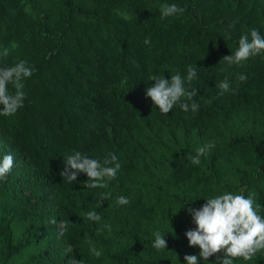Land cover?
Instances as JSON below:
<instances>
[{"label": "trees", "instance_id": "16d2710c", "mask_svg": "<svg viewBox=\"0 0 264 264\" xmlns=\"http://www.w3.org/2000/svg\"><path fill=\"white\" fill-rule=\"evenodd\" d=\"M162 4L185 11L161 19ZM253 28L264 35V0H0V51L9 50L0 67L23 60L35 69L23 80V107L0 115V159L14 157L0 180V264H186L200 252L185 235L195 225L180 224L189 208L225 192L255 193L264 217V52L220 63ZM188 65L198 68L186 83L197 89L198 111L177 104L161 114L146 97L150 77H186ZM238 121L243 129L221 141ZM193 140L215 141L204 165L184 148ZM74 151L101 161L114 153L120 171L106 188H86L83 173L69 183L60 173ZM163 170L172 195L152 184ZM120 196L129 203L118 204ZM91 210L99 222L87 218ZM61 221L69 222L63 236ZM156 232L166 249L153 248ZM234 264H264V251Z\"/></svg>", "mask_w": 264, "mask_h": 264}, {"label": "clouds", "instance_id": "9594fccd", "mask_svg": "<svg viewBox=\"0 0 264 264\" xmlns=\"http://www.w3.org/2000/svg\"><path fill=\"white\" fill-rule=\"evenodd\" d=\"M184 8L176 4H162L160 6L161 19L182 14ZM150 38H145V45L150 44ZM15 47V45H12ZM264 52V35L253 28L248 34L241 35L238 41V48L231 55L222 57L220 63L229 66L240 64L247 61L250 57ZM9 54L7 48L0 51V55L6 57ZM197 67L187 66V75L182 77L178 72L171 74L170 81L163 75H154L150 77L155 83L146 88V97L150 98L153 105L161 114L167 115L177 104L185 113L192 111L195 113L199 109V103L194 99L197 96L196 88L186 87L197 78ZM35 69L27 64L26 61H19L10 67H0V115H14L23 107L25 93L23 80L30 78ZM246 74H238L239 82L247 80ZM12 85L15 89L10 92L8 86ZM217 87L222 95L230 90V84L227 79L220 82ZM215 147V141H209L196 149V155L191 157L193 165L201 163V157ZM14 165V157L11 154L3 155L0 159V180L6 179ZM121 164L114 153H109L102 161L89 158L79 151H74L64 159V168L60 173L63 179L69 183L77 180V177L83 173L88 177L85 187L88 189L106 188L108 181L114 179L120 171ZM110 195V194H109ZM255 193L245 197L242 194H233L225 192L212 198L206 199L200 208H189L188 213L192 217L195 225L194 229H189L185 235L190 247L200 249L199 257L197 255H185L186 264H199L200 260L208 261L210 257L217 256L216 264H234V260L242 258L245 261L252 258L259 252L264 251V217L258 213L261 208L255 200ZM120 205H126L129 200L120 196L116 201ZM102 201L98 202L96 207H101ZM87 218L99 222L101 216L95 211L87 212ZM53 225L57 221L50 220ZM68 223L61 221L58 225V235L63 236L67 231ZM105 227H109L106 225ZM160 232L154 233L153 248L157 250L166 249L167 242ZM90 252L95 257H100L102 252L97 250L92 242L88 241ZM71 251V248H69ZM69 264H83L82 260L75 257L69 260Z\"/></svg>", "mask_w": 264, "mask_h": 264}, {"label": "rangeland", "instance_id": "374dc122", "mask_svg": "<svg viewBox=\"0 0 264 264\" xmlns=\"http://www.w3.org/2000/svg\"><path fill=\"white\" fill-rule=\"evenodd\" d=\"M245 126L243 121H238L237 123H235L234 125H228L226 127L223 128L222 130V137H221V141L223 142H228L233 135H235L236 133L240 132L243 127ZM208 143V140H204V141H198V140H193L190 142H186L184 145V148H188L192 151V153H194L196 155V149L198 147L203 146L204 144ZM208 154L209 151L207 152L206 155L201 157V163L202 165H204L207 160H208ZM229 182H231L232 184H235L237 182V177H236V171L235 169L231 168L229 169ZM167 175H168V170H163L160 174H158V181L156 182H152L153 185H156L158 188L163 189L162 194L168 195L174 193V189L170 188L168 185H166V179H167ZM146 181V180H145ZM176 194H178V192H175ZM169 201H174L173 198H170ZM180 224H184L187 227L194 225L192 222V217L189 215V213L186 214V216L184 218H182L180 220ZM159 231H162L159 227ZM32 250L30 251H26L21 257H19L18 260H25V258L31 253Z\"/></svg>", "mask_w": 264, "mask_h": 264}]
</instances>
